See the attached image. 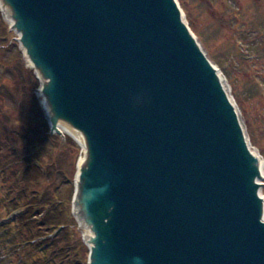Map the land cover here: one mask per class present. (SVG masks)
<instances>
[{
	"label": "water",
	"instance_id": "95a60500",
	"mask_svg": "<svg viewBox=\"0 0 264 264\" xmlns=\"http://www.w3.org/2000/svg\"><path fill=\"white\" fill-rule=\"evenodd\" d=\"M0 8L51 133L82 147L72 207L88 264H264L262 160L176 0Z\"/></svg>",
	"mask_w": 264,
	"mask_h": 264
},
{
	"label": "rangeland",
	"instance_id": "374dc122",
	"mask_svg": "<svg viewBox=\"0 0 264 264\" xmlns=\"http://www.w3.org/2000/svg\"><path fill=\"white\" fill-rule=\"evenodd\" d=\"M176 2L224 80L264 176V0ZM18 38L0 8V264H88V231L76 229L72 207L83 150L66 130L50 132L40 81ZM260 183L264 198V177Z\"/></svg>",
	"mask_w": 264,
	"mask_h": 264
},
{
	"label": "trees",
	"instance_id": "16d2710c",
	"mask_svg": "<svg viewBox=\"0 0 264 264\" xmlns=\"http://www.w3.org/2000/svg\"><path fill=\"white\" fill-rule=\"evenodd\" d=\"M55 171L58 173V174H60L61 172H62V170H63V167L61 166V165H59V164H55ZM48 203L49 202H47V201H45V202H43L42 204H41V206L42 207H44V206H49L48 205ZM40 206V207H41ZM52 209H54V208H52ZM52 209H48V211L46 212V213H48V212H52ZM45 213V214H46ZM66 237H69V234L68 235H66ZM70 238V237H69ZM64 239H62V241H63ZM43 242H45V241H43ZM43 242H39V243H43ZM58 244V243H57ZM41 247V246H40ZM38 248H39V246L38 245H34L33 246V251L35 252V254L38 256V258H42V256L40 255L41 253H43V251L42 252H40L39 250H38ZM44 255V254H43ZM44 256H47L48 257V254H46L45 253V255Z\"/></svg>",
	"mask_w": 264,
	"mask_h": 264
},
{
	"label": "bare ground",
	"instance_id": "6f19581e",
	"mask_svg": "<svg viewBox=\"0 0 264 264\" xmlns=\"http://www.w3.org/2000/svg\"><path fill=\"white\" fill-rule=\"evenodd\" d=\"M223 80V79H222ZM224 81V80H223ZM225 83H226V81H225ZM59 128H61V127H59ZM263 166V163L261 162V167ZM262 171H263V167H262ZM263 220H264V217H263ZM87 236V235H86ZM88 237V236H87ZM86 241V240H85Z\"/></svg>",
	"mask_w": 264,
	"mask_h": 264
}]
</instances>
